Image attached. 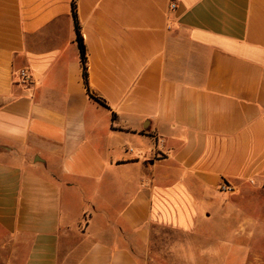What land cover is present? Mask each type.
I'll list each match as a JSON object with an SVG mask.
<instances>
[{
  "label": "crops",
  "instance_id": "obj_1",
  "mask_svg": "<svg viewBox=\"0 0 264 264\" xmlns=\"http://www.w3.org/2000/svg\"><path fill=\"white\" fill-rule=\"evenodd\" d=\"M211 226L264 239V0H0V264H152Z\"/></svg>",
  "mask_w": 264,
  "mask_h": 264
},
{
  "label": "rangeland",
  "instance_id": "obj_2",
  "mask_svg": "<svg viewBox=\"0 0 264 264\" xmlns=\"http://www.w3.org/2000/svg\"><path fill=\"white\" fill-rule=\"evenodd\" d=\"M261 230L262 232H264V227H262ZM216 231H217L216 228H214L213 226L201 228L197 233L199 235V238L197 235H183L171 230H164L159 232L157 236V244H158L157 249L154 251L155 253L153 255V258L155 259V263L152 264L166 263L165 258L160 259L159 257L164 255V251H166L169 248L168 246H170L171 241H173V246L176 243H180V242H183V245H185L184 243H187V245L191 247L193 252H196L198 242H199V247L204 246L206 252H210L216 248L217 250L222 251V253L223 252L225 253V251L230 252L231 257L227 261H219L220 264H264V258L263 259L250 258L247 261L245 260L246 257L249 258L252 255V253L256 250L261 251L262 255L264 256V239L261 240L260 244H256L257 239L255 237L254 238L252 237L253 235L252 227L248 228V238H236V239L234 238V240H232L230 244H227L228 245L227 247L219 242V236H221V233ZM250 232H252L251 235L252 238L249 237ZM200 249L201 248H199V251ZM198 263L199 262H197L195 258L192 260L188 259L184 261L183 260L177 261V264H198ZM212 263L213 261L206 262V264H212Z\"/></svg>",
  "mask_w": 264,
  "mask_h": 264
},
{
  "label": "trees",
  "instance_id": "obj_3",
  "mask_svg": "<svg viewBox=\"0 0 264 264\" xmlns=\"http://www.w3.org/2000/svg\"><path fill=\"white\" fill-rule=\"evenodd\" d=\"M73 14H74V17L76 18V9H75V7H73ZM76 30H77V43H78V46H79L81 62H82L83 69H84V79H85L86 83H88L87 51H86V47L84 45L83 38H82L81 33H80L79 24H78L77 20H76ZM98 101L102 105L107 106L104 101H102V100H98Z\"/></svg>",
  "mask_w": 264,
  "mask_h": 264
},
{
  "label": "built area",
  "instance_id": "obj_4",
  "mask_svg": "<svg viewBox=\"0 0 264 264\" xmlns=\"http://www.w3.org/2000/svg\"><path fill=\"white\" fill-rule=\"evenodd\" d=\"M175 8H176V4H173V5H172V9H175ZM20 80H21V82H23V83H27V82H30L31 77H30V75H28V73H27L26 71H21V73H20ZM220 190H221L222 192H228V193H232V192L234 191L233 188L228 187V186H226V185H222V186L220 187Z\"/></svg>",
  "mask_w": 264,
  "mask_h": 264
}]
</instances>
